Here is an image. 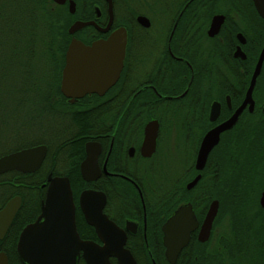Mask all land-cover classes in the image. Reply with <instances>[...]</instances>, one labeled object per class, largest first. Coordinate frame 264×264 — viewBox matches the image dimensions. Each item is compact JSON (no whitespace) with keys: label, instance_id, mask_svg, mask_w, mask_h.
I'll list each match as a JSON object with an SVG mask.
<instances>
[{"label":"flooded vegetation","instance_id":"af4514ba","mask_svg":"<svg viewBox=\"0 0 264 264\" xmlns=\"http://www.w3.org/2000/svg\"><path fill=\"white\" fill-rule=\"evenodd\" d=\"M55 4L68 41L58 46V175L49 171L45 180L48 175L68 180L79 239L101 247L116 245L124 236L122 248L134 264H264V207L259 202L264 191V59L251 93V109L247 103L235 124L219 134L202 168L195 167L204 135L229 119L245 97L264 44V4L260 8L255 0H63ZM214 16H221L222 22L209 36ZM78 21L92 24L69 33ZM118 28L124 29L126 43L116 80L105 88L93 81L94 91L64 87L69 42L76 39L90 45L106 40ZM213 103L219 105V113L210 121ZM151 122L157 128L153 144L145 146V130ZM47 151L46 146L44 159ZM87 156L89 178L85 180L80 165ZM169 165L170 172L164 167ZM225 178L226 188L237 190L248 184L246 194L257 197L259 210L249 207L253 221L245 223L248 231L240 232L239 223L227 233L217 227V197ZM85 191L92 192L85 200L87 209L95 213L100 209L108 222L101 225L103 238L86 220L81 206ZM210 195L215 198L206 204ZM212 201H217V213L208 238L200 241V226ZM185 205L191 207L198 224L170 263L161 227ZM107 260L118 264L114 255ZM76 264H86L81 252Z\"/></svg>","mask_w":264,"mask_h":264},{"label":"water","instance_id":"95a60500","mask_svg":"<svg viewBox=\"0 0 264 264\" xmlns=\"http://www.w3.org/2000/svg\"><path fill=\"white\" fill-rule=\"evenodd\" d=\"M60 3L63 0H52ZM264 0H255L260 8ZM137 20L147 26L144 17ZM222 17L214 16L208 28V35L213 36L221 25ZM92 22H74L68 29L69 33L78 30ZM125 31L118 28L106 40H97L90 45H84L76 39L68 44L66 63L63 69V83L73 89L81 88L83 91H94L91 82H99L103 88L110 86L117 78L122 66L125 48ZM264 59V44L259 53L253 74L245 92L241 105L229 119L209 130L203 137L195 167L201 169L210 149L217 143L219 134L231 128L237 121L238 115L248 103L252 106L251 93ZM75 82V86L71 83ZM81 85V86H80ZM219 113V105L213 103L209 111V120L214 121ZM156 123L146 126L145 143L153 144L156 132ZM46 154L45 145H35L0 156V174L9 171L20 173H33L42 163ZM80 170L83 178L88 180V156L81 163ZM198 176L188 185L191 187ZM92 194L85 191L81 195V206L87 222L95 226L96 232L103 238L105 232L101 226L108 222L100 216V209L95 213L87 209L85 200ZM260 205L264 207V191L260 197ZM21 200L19 196L8 199L0 209V240L4 237L12 219L14 218ZM217 201L209 204L205 217L200 226L198 239L208 238L212 222L217 213ZM74 206L71 197L69 182L64 177L48 175L44 198L40 203V211L33 222L25 225L17 238L16 253L22 264H76L78 254L81 252L86 264H109L107 257L114 255L118 264H134L128 251L122 248V242L116 245L104 244L101 247L88 241L79 239L74 224ZM94 215L99 216L98 219ZM197 220L189 205L179 207L172 216L162 224V241L167 261L173 263L179 251L187 244L189 233L197 227ZM0 264H8L6 255L0 251Z\"/></svg>","mask_w":264,"mask_h":264},{"label":"trees","instance_id":"16d2710c","mask_svg":"<svg viewBox=\"0 0 264 264\" xmlns=\"http://www.w3.org/2000/svg\"><path fill=\"white\" fill-rule=\"evenodd\" d=\"M67 37L65 27H61L58 20V6L51 0H0V138L6 133V136L15 134L5 136L8 142H13L7 145L5 140L0 144V156L38 144L48 148L37 172L22 174L14 171L0 175V206L14 195H19L22 201L10 228L0 240V251L6 253L8 264H22L15 249L18 234L39 213L47 173L51 171L52 175H58V116L55 114L58 46L67 45ZM51 97L55 98L51 100ZM45 124L57 127L48 128L50 134L46 139H20L29 130H38ZM225 180L217 197L219 208L215 222L227 214L232 224H242L240 232L248 231L245 223L253 221L249 207L253 205L259 210L257 197L246 194L248 184L231 190L225 187ZM212 198L215 197L208 196L206 204Z\"/></svg>","mask_w":264,"mask_h":264},{"label":"rangeland","instance_id":"374dc122","mask_svg":"<svg viewBox=\"0 0 264 264\" xmlns=\"http://www.w3.org/2000/svg\"><path fill=\"white\" fill-rule=\"evenodd\" d=\"M156 21V23L158 24V25H160V23H161V21L160 20H155ZM155 28H158L157 27V25H156V27ZM160 28V27H159ZM57 97V96H56ZM55 97H51V100L52 99H54ZM57 99V98H56ZM58 100V99H57ZM55 108H56V110H57V108H58V104L55 106ZM56 110H55V112H56ZM58 116V115H57ZM55 124H57V123H55ZM57 126V125H56ZM54 127V128H53ZM35 128V127H34ZM48 128H49V130L51 129V128H53V129H56L57 127H55V125L53 126H46V124L43 126V127H41V128H39L38 130H37V128H35L34 129V131H32V130H29V133H27V135H28V137H23V136H21L20 137V139H23V138H26V139H32V140H41V139H46L47 137H48V134H50V131L48 130ZM52 129V130H53ZM6 132H8V129L6 130ZM7 134V133H6ZM6 134H5V136H6ZM4 135V134H3ZM15 134L12 132V133H10L8 136H6V137H9V136H14ZM1 137L0 138V144L2 145L3 144V142L6 140V137ZM13 142V140L10 142H8L7 140L5 141V143L8 145V144H11ZM176 166V165H175ZM165 167V169H168V171L170 172L171 170H173V167L172 166H164ZM218 214V213H217ZM217 224H218V228L220 229L221 228V230H222V232L223 233H227L228 232V230H229V228L231 227V225H232V220H231V217H230V215H224L223 217L222 216H220V218H219V220L216 222Z\"/></svg>","mask_w":264,"mask_h":264}]
</instances>
